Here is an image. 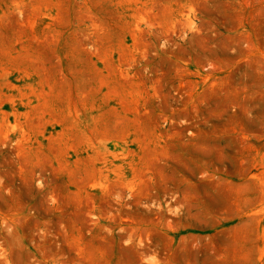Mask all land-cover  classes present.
<instances>
[{
	"label": "rangeland",
	"instance_id": "rangeland-1",
	"mask_svg": "<svg viewBox=\"0 0 264 264\" xmlns=\"http://www.w3.org/2000/svg\"><path fill=\"white\" fill-rule=\"evenodd\" d=\"M0 264H264V0H0Z\"/></svg>",
	"mask_w": 264,
	"mask_h": 264
}]
</instances>
